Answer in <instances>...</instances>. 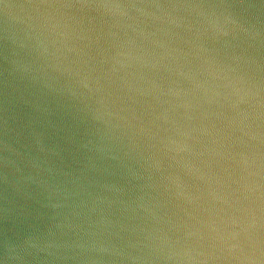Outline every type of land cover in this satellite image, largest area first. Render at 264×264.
Returning a JSON list of instances; mask_svg holds the SVG:
<instances>
[{"label":"water","instance_id":"water-1","mask_svg":"<svg viewBox=\"0 0 264 264\" xmlns=\"http://www.w3.org/2000/svg\"><path fill=\"white\" fill-rule=\"evenodd\" d=\"M0 264H264V0H0Z\"/></svg>","mask_w":264,"mask_h":264}]
</instances>
